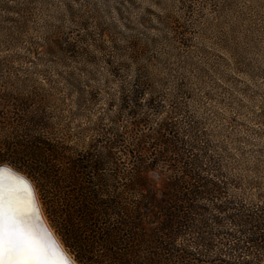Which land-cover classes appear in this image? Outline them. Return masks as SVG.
Returning a JSON list of instances; mask_svg holds the SVG:
<instances>
[{
	"label": "rangeland",
	"instance_id": "374dc122",
	"mask_svg": "<svg viewBox=\"0 0 264 264\" xmlns=\"http://www.w3.org/2000/svg\"><path fill=\"white\" fill-rule=\"evenodd\" d=\"M135 79L146 97L132 114L122 96ZM169 116L237 180L233 194L264 198V0H0V164L32 180L77 264L108 258L77 210L98 199L136 205L124 150ZM42 140L62 150L50 182L3 149Z\"/></svg>",
	"mask_w": 264,
	"mask_h": 264
},
{
	"label": "trees",
	"instance_id": "16d2710c",
	"mask_svg": "<svg viewBox=\"0 0 264 264\" xmlns=\"http://www.w3.org/2000/svg\"><path fill=\"white\" fill-rule=\"evenodd\" d=\"M145 93V83L135 79L122 105L133 104L130 113L135 114ZM146 100L149 107L156 106L155 97ZM172 117L149 126L124 150L132 160L133 186L140 193L135 206L98 199L77 210L108 251L106 262L98 256L96 263L264 264L263 195L258 194V202H247L233 194L237 180L227 176L205 145H199L190 127L183 128ZM1 149L0 163L8 160ZM3 149L17 154L20 163L49 182L51 158L62 155L61 147L48 140L8 143ZM73 164L90 167L80 161ZM65 212L74 226L72 210Z\"/></svg>",
	"mask_w": 264,
	"mask_h": 264
},
{
	"label": "snow or ice",
	"instance_id": "6c2138e0",
	"mask_svg": "<svg viewBox=\"0 0 264 264\" xmlns=\"http://www.w3.org/2000/svg\"><path fill=\"white\" fill-rule=\"evenodd\" d=\"M37 215L34 189L0 166V264H72Z\"/></svg>",
	"mask_w": 264,
	"mask_h": 264
},
{
	"label": "bare ground",
	"instance_id": "6f19581e",
	"mask_svg": "<svg viewBox=\"0 0 264 264\" xmlns=\"http://www.w3.org/2000/svg\"><path fill=\"white\" fill-rule=\"evenodd\" d=\"M1 165H4L14 171H16L18 174L20 173L21 176H24L26 177V182L31 186L32 189H34V195H35V200H36V205H37V213L41 216H42V219L44 220V223L46 224V227H47V231L50 233V235L52 236V238L55 239L56 243L59 245V247L64 251V253L67 255V257L72 261V264H77L75 262V260H73V258L71 257V255L66 251L65 247L63 246V244L59 241V239L57 238L56 234L54 233V230H52V228L49 226L46 218H45V215L43 213V210L41 208V204H40V201H39V197H38V194L36 192V189L33 185V182L32 180H30L26 175H24L21 171L17 170L15 167L11 166L10 164H1ZM22 195H24V193L22 192L21 193ZM36 222L38 224L39 227L43 228L41 225H40V221H39V218H38V215L36 217Z\"/></svg>",
	"mask_w": 264,
	"mask_h": 264
},
{
	"label": "water",
	"instance_id": "95a60500",
	"mask_svg": "<svg viewBox=\"0 0 264 264\" xmlns=\"http://www.w3.org/2000/svg\"><path fill=\"white\" fill-rule=\"evenodd\" d=\"M0 166H3V167H6V166H4V165H1L0 164ZM8 168V167H7ZM12 170V169H11ZM12 171H14V170H12ZM14 172H16V171H14ZM17 173V172H16ZM19 175H20V173H19ZM21 176V175H20ZM24 179H25V181L27 180L26 179V177H24V176H22ZM28 181V180H27ZM38 218H39V221H40V225L43 227V228H46L47 229V227H46V224L44 223V220L42 219V216H41V214L39 215L38 214ZM52 237V236H51ZM53 239V241L56 243V241H55V239L54 238H52ZM57 244V243H56Z\"/></svg>",
	"mask_w": 264,
	"mask_h": 264
}]
</instances>
